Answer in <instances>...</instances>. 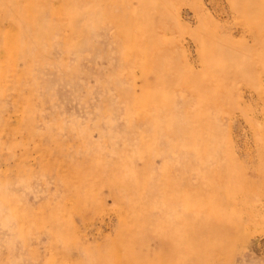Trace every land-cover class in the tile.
<instances>
[{"label": "rangeland", "instance_id": "rangeland-1", "mask_svg": "<svg viewBox=\"0 0 264 264\" xmlns=\"http://www.w3.org/2000/svg\"><path fill=\"white\" fill-rule=\"evenodd\" d=\"M0 264H264V0H0Z\"/></svg>", "mask_w": 264, "mask_h": 264}]
</instances>
